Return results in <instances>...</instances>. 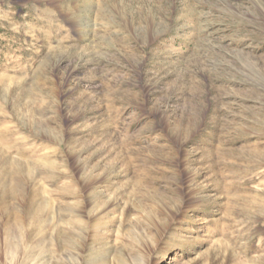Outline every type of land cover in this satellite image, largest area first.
<instances>
[{
  "label": "rangeland",
  "instance_id": "obj_1",
  "mask_svg": "<svg viewBox=\"0 0 264 264\" xmlns=\"http://www.w3.org/2000/svg\"><path fill=\"white\" fill-rule=\"evenodd\" d=\"M0 264H264V0H0Z\"/></svg>",
  "mask_w": 264,
  "mask_h": 264
}]
</instances>
